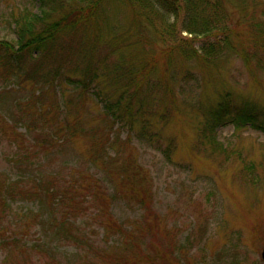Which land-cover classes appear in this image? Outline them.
<instances>
[{
  "label": "trees",
  "instance_id": "obj_1",
  "mask_svg": "<svg viewBox=\"0 0 264 264\" xmlns=\"http://www.w3.org/2000/svg\"><path fill=\"white\" fill-rule=\"evenodd\" d=\"M30 3L38 5L39 12L12 14L17 39L0 41V138L25 149L21 125L27 133L36 125L43 138L35 146L43 153L71 141L84 145L83 161L70 180L33 171L32 162L20 166L22 179L12 185H27L29 180L20 193L39 205L31 226L42 236L33 250L46 257L44 264H59L51 244L86 243L80 225L85 219L103 230L107 244L92 247L100 261L90 264H139L156 256L151 242L156 239L162 240L165 257L184 264L183 248L177 250L172 230L154 210L152 181L136 159L130 135L136 130L142 140L157 142L160 124L188 114L176 85L182 76L191 78L193 68L203 80L199 101L192 105L201 136L215 144V130L228 124L264 131V106L240 99L225 81L232 56L251 73H264V0ZM229 4L240 12L238 20ZM18 89L29 94L16 97ZM88 99L100 106L94 116L87 115ZM8 101L15 112L4 106ZM122 129L129 132L124 141ZM166 141L162 151L171 160L174 140ZM34 153L27 151L26 158ZM117 199L136 206L141 217L129 225L120 223L111 210ZM16 253L29 254L28 249L12 251Z\"/></svg>",
  "mask_w": 264,
  "mask_h": 264
},
{
  "label": "rangeland",
  "instance_id": "obj_2",
  "mask_svg": "<svg viewBox=\"0 0 264 264\" xmlns=\"http://www.w3.org/2000/svg\"><path fill=\"white\" fill-rule=\"evenodd\" d=\"M25 9L39 12L38 5L30 0H0V41L17 39L12 14ZM229 11L235 20L239 19L240 12L235 4H229ZM225 68L229 89L240 99L264 106V73H251L237 56L230 57ZM192 71L191 78L182 76L176 85L178 100L182 106H187L188 114L179 115L166 126L160 124L157 130L162 133L157 142L142 140L136 130L130 135L136 159L152 181L154 210L172 230L177 250L183 248L187 257L184 264H264L261 257L264 249V131L228 124L219 126L212 135L217 144L201 136L200 125L193 119L192 105L199 101L203 80L199 70L193 68ZM66 89H70L69 93L66 91L68 96L72 89ZM16 91V97L29 94L27 90ZM4 106L15 112V105L10 101ZM99 109V105L88 99V116L96 115ZM31 129V133H27L25 125H21L19 130L23 134L26 132L25 149L17 148L12 140L0 138V264L46 262V257L33 250L42 236L38 227L31 226V217L39 205L24 199L20 193L29 187L30 181L27 185H12L21 178L20 166L32 162L35 164L33 171L62 174L70 180L71 172H76L79 162L83 161L82 142L71 141L55 151L43 153L35 146L43 138L39 126ZM128 134L127 129H122L121 139H127ZM167 138L174 140L171 160L162 151ZM27 151L35 152L31 159L26 158ZM107 186L112 189L109 183ZM111 210L124 225L138 220L143 213L122 199H117ZM80 225L86 243L79 246L55 240L51 244L59 264L100 261L92 247L103 249L107 246L103 230L91 220L83 219ZM151 242L156 256L141 260L139 264H174L162 253V240ZM20 249H28V256L12 254Z\"/></svg>",
  "mask_w": 264,
  "mask_h": 264
},
{
  "label": "water",
  "instance_id": "obj_3",
  "mask_svg": "<svg viewBox=\"0 0 264 264\" xmlns=\"http://www.w3.org/2000/svg\"><path fill=\"white\" fill-rule=\"evenodd\" d=\"M261 257H262V259L264 260V249H263V251H262V253H261Z\"/></svg>",
  "mask_w": 264,
  "mask_h": 264
}]
</instances>
